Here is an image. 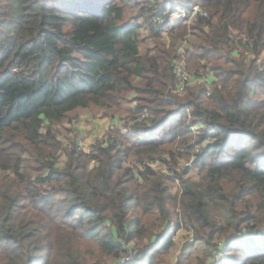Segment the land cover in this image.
I'll return each mask as SVG.
<instances>
[{
  "label": "trees",
  "instance_id": "16d2710c",
  "mask_svg": "<svg viewBox=\"0 0 264 264\" xmlns=\"http://www.w3.org/2000/svg\"><path fill=\"white\" fill-rule=\"evenodd\" d=\"M193 6L207 16L176 19ZM132 8L155 41L145 54ZM183 60L212 82L175 93ZM128 94L125 133L63 148L57 124ZM165 152L199 170L198 183L171 172L184 215L172 228L194 231L205 264H264V0H0V264H116L129 249V264H160L175 247L172 198L149 164ZM241 237L253 252L232 248Z\"/></svg>",
  "mask_w": 264,
  "mask_h": 264
},
{
  "label": "rangeland",
  "instance_id": "374dc122",
  "mask_svg": "<svg viewBox=\"0 0 264 264\" xmlns=\"http://www.w3.org/2000/svg\"><path fill=\"white\" fill-rule=\"evenodd\" d=\"M176 19H179L180 13L177 12ZM140 12L138 8L130 9L129 13L125 17V21L138 20L142 25V29L140 31V37L142 40L140 51L141 54H145V52L151 48H153L155 41L152 38V34L149 32L146 26L143 24V20L140 19ZM171 18H175V16H171ZM187 24L186 22H184ZM192 24V23H191ZM164 40H166L167 45L170 43L171 36H164ZM193 42V40H191ZM186 45L183 46V48ZM182 48V49H183ZM181 62L185 67H187V63L185 60L178 61ZM189 71V70H188ZM205 75V74H204ZM207 77H205V85L207 84ZM201 82H199L200 84ZM191 88V86H189ZM175 93H177L175 91ZM135 101H133L132 95L128 94L126 99L122 101L123 105L112 106V107H95L91 106L86 109H78L71 113L67 120L64 122L57 124L55 126V133L58 138V141L61 143L63 148H68L73 145L74 141H78V146L84 150L86 153H90L93 150L94 146L99 141H104L109 129L117 127L123 133L126 132V125H131L134 123L132 114L129 113L130 109L135 107ZM121 106V107H120ZM120 107V108H119ZM139 122V121H138ZM169 146L164 148V151H168ZM163 158H167L165 163L157 161L154 163H150V168L156 173L162 175L166 179V184L169 187V196L170 201L168 203V208L171 212V225L169 229V233L173 235L175 241V247L170 252V255L167 257H162L160 264H177L178 261H182L183 264H205V260L207 257V250L202 243L192 242L194 231L191 229L180 230L178 232L175 231L174 227L177 222L183 218L184 215L182 208L180 206V200L182 197V187L181 181L177 180L176 177L173 176L174 173H178L184 179L189 180L191 183H198L199 181V170L197 168H192V159L190 161H185L184 159L180 161H176L175 163L172 160V156L169 152H165ZM191 165V166H190ZM125 167L130 168L135 172V175H138L141 171L144 170L143 165L139 164L136 157H131L125 162ZM186 169H189L188 172L185 173ZM135 179V187L139 188L142 186V180ZM221 236V239L216 241L225 242L226 239ZM255 237V243L258 245L263 242L264 236ZM244 237L238 239H234L231 241L232 248L233 247H241L245 250V252H253L254 243L249 244L247 240H244ZM190 240V243L188 241ZM215 241V242H216ZM137 243V241H135ZM261 246V245H258ZM142 247V246H140ZM230 250V251H229ZM228 250V253H231V249ZM215 258H219L218 261L214 264H221L223 258H221V254H217L216 256L209 257V264H213L212 260ZM207 261V262H208ZM114 260L110 259V257L104 256H96L89 259L88 264H114ZM144 264V263H143ZM208 264V263H207Z\"/></svg>",
  "mask_w": 264,
  "mask_h": 264
},
{
  "label": "built area",
  "instance_id": "2783aa9c",
  "mask_svg": "<svg viewBox=\"0 0 264 264\" xmlns=\"http://www.w3.org/2000/svg\"><path fill=\"white\" fill-rule=\"evenodd\" d=\"M199 16L206 17L207 13H205V11L202 8H200L198 6H193L187 11L180 12L179 18L182 19L184 22H186L188 25H190L191 23H194V21ZM175 76H176V80L178 82V88L176 89V92L178 94H183L189 86H194V85L198 84L199 82L202 83L205 81V76L203 74L196 73L194 71L189 72L181 62H177L175 65ZM78 148H79V146H78ZM79 150L84 152V150L81 149V146H80ZM91 150H94V148H92ZM196 152H198V151H196ZM254 235H255V237L257 236V237L263 238L261 236H264V230H261V231L255 233ZM218 259L219 258L213 259L212 263L213 264L216 263L218 261ZM133 260H134V252H133V250L129 249L128 254L124 258H122L119 262H117L116 264H129Z\"/></svg>",
  "mask_w": 264,
  "mask_h": 264
},
{
  "label": "crops",
  "instance_id": "0c3cea01",
  "mask_svg": "<svg viewBox=\"0 0 264 264\" xmlns=\"http://www.w3.org/2000/svg\"><path fill=\"white\" fill-rule=\"evenodd\" d=\"M207 79H208V80H211V77H210V76H207ZM210 82H212V80H211Z\"/></svg>",
  "mask_w": 264,
  "mask_h": 264
}]
</instances>
